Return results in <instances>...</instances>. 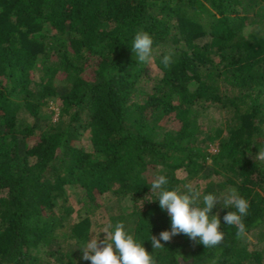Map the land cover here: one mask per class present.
Returning <instances> with one entry per match:
<instances>
[{
    "label": "trees",
    "instance_id": "16d2710c",
    "mask_svg": "<svg viewBox=\"0 0 264 264\" xmlns=\"http://www.w3.org/2000/svg\"><path fill=\"white\" fill-rule=\"evenodd\" d=\"M141 31L151 65L131 50ZM212 108L223 117L203 124ZM259 150L264 0H0V264H91L99 209L157 264H264ZM157 175L194 182L201 202L235 188L247 235L218 204V248L178 234L154 250L150 235L171 230Z\"/></svg>",
    "mask_w": 264,
    "mask_h": 264
},
{
    "label": "clouds",
    "instance_id": "9594fccd",
    "mask_svg": "<svg viewBox=\"0 0 264 264\" xmlns=\"http://www.w3.org/2000/svg\"><path fill=\"white\" fill-rule=\"evenodd\" d=\"M153 37L146 31L136 33L131 50L140 63L151 65L153 60ZM161 63L168 68L173 63L171 54L164 55ZM257 160H264V150H259L255 156ZM169 180L165 175H157L151 183V193L157 194L159 206L166 210L171 218V230L162 231L159 236L150 235L154 250L164 249L161 241L169 242L178 234L188 236L192 241L203 244L206 248H218L225 239L220 230L221 219L219 214L210 215L219 204L228 211L223 220L226 225L236 228V238L241 239L247 235L244 218L249 214V201L242 197L235 188L219 196L215 193L203 195L191 184H186V191L179 187L169 189ZM153 201V200H152ZM259 223V221H257ZM100 235H93L81 249L82 259L91 264H157L152 253L125 228L124 222H117L114 226L107 223ZM197 238H199L197 240Z\"/></svg>",
    "mask_w": 264,
    "mask_h": 264
},
{
    "label": "rangeland",
    "instance_id": "374dc122",
    "mask_svg": "<svg viewBox=\"0 0 264 264\" xmlns=\"http://www.w3.org/2000/svg\"><path fill=\"white\" fill-rule=\"evenodd\" d=\"M151 73L153 75H156L157 74V68H152L151 70ZM53 108L56 109V106L53 105L52 106ZM223 117V112L221 110H218L216 108H212L211 110H209L206 114H205V117L203 119V124H208V119L210 118H215V120H219ZM56 118V116H55ZM83 144H85L87 147H89V143L87 141V139H83ZM211 150L214 152L216 151V146L214 145ZM192 186L194 185V182L190 183ZM109 223V218L107 215H105V212H103L102 210L99 209V211L97 212L96 214V218H95V221H94V225H93V229H92V236L93 235H100V239L103 240L104 239V236L105 234L104 233H101V230L103 229V227ZM91 236V237H92Z\"/></svg>",
    "mask_w": 264,
    "mask_h": 264
}]
</instances>
